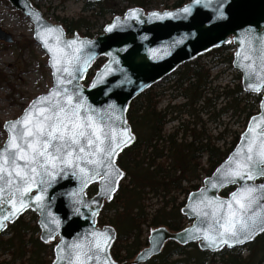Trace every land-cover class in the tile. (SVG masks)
I'll return each mask as SVG.
<instances>
[{"label":"water","instance_id":"1","mask_svg":"<svg viewBox=\"0 0 264 264\" xmlns=\"http://www.w3.org/2000/svg\"><path fill=\"white\" fill-rule=\"evenodd\" d=\"M7 1L32 22V38L47 55L52 83L46 92L33 97L18 117L3 123L6 138L0 151L12 135L6 125L20 120L30 107H38L33 105L34 101L48 97L53 91L62 92L64 88L73 95L74 103L83 104L80 115L93 116L106 132H114L120 147L110 160L105 158L101 166L87 160L78 162L79 167L88 170L93 177L91 180L82 181L78 167L58 163L54 178L43 177L46 182L40 183L41 177L37 176L31 190L23 193L16 192L14 186L9 187L5 176L0 180V187L4 189L0 193V220L4 225L0 227V234L8 224L30 210L37 216L39 239L43 243L56 240L51 264H79V261H84V264H143L158 255L168 241L182 246L196 242L200 250L213 253L222 248L245 246L262 232L264 188L261 186H264V175L259 174L255 167L251 180L246 176L243 179L230 177L227 172L236 167L237 160L248 154L250 141L259 144L264 140V0H190L177 8L149 11L130 7L105 24L102 33L91 38L77 32L67 35L61 24L46 20L30 0ZM110 27L112 30L108 31ZM12 40L11 34L0 28V41ZM73 41L75 43H71ZM228 43L234 47L232 66L241 75L243 91L261 94L259 111L250 116L225 159L203 178L198 189L188 193L180 211L191 221L190 224L179 231L165 227L151 229L147 246L133 259L115 261L110 255V247L116 231L111 225L98 226L96 218L103 204L112 200L123 176L116 157L135 137L126 119L129 102L181 63ZM101 56L105 61L84 84L92 63ZM64 67L68 72L63 71ZM257 88L258 91L255 90ZM18 163L24 164L23 161ZM13 179L15 181V177ZM91 185L96 186V192L89 196L86 188ZM228 187L233 189L222 196L221 190ZM246 187L255 188L258 198L246 213L257 224L252 239L243 243L229 241L231 246L211 244L204 234L211 230L210 234L215 235L218 225L212 213L216 205L225 202V208L219 211L226 213L232 194ZM37 196H42V200L37 201ZM21 200L23 209L11 215L15 208L20 207ZM5 216L9 218L3 220ZM98 241L101 242L100 251L95 247ZM77 245L79 249L75 247ZM83 254L91 259H85Z\"/></svg>","mask_w":264,"mask_h":264},{"label":"trees","instance_id":"2","mask_svg":"<svg viewBox=\"0 0 264 264\" xmlns=\"http://www.w3.org/2000/svg\"><path fill=\"white\" fill-rule=\"evenodd\" d=\"M82 1L80 16L58 18L66 34L78 32L82 36L93 37L102 32L108 21L101 24L99 21L108 14L121 15L127 8L134 6L146 11L176 8L189 0H175L171 4L166 0ZM84 13L88 14L83 15ZM232 50V44H226L207 54L231 66ZM201 57L202 55L180 64L163 78L175 79L176 87L185 99L177 107H184L185 112H174L177 107L170 105L162 110L158 109L154 88L159 82L141 92L128 104L126 119L135 137L116 157L123 176L112 200L103 204L96 219L97 225H111L116 231L110 255L117 262L133 259L147 245V238L143 236L144 228L148 232L158 227H165L170 231H179L185 227L189 220L180 211L185 202V199H179L180 196L197 189L201 179L213 172L238 141L239 135H234L230 146L223 149L214 142V139H221L223 132L212 137L203 126L195 128L197 122L191 123L194 126L189 127V122L185 120L178 122L172 131L164 132L167 121L180 117L177 113L192 117L195 114L192 111L199 102L202 104L201 108L211 105V99L205 97L209 89V71L200 62ZM104 61V57H98L93 62L84 80L85 84ZM236 77L240 79V74L237 73ZM221 88L212 99L216 101L223 97L226 101L211 116L215 119L229 111L233 115L238 113L244 115L246 125L249 117L258 111L261 95L244 92L240 82L232 89L227 85ZM230 189L232 187L223 189L221 194L226 195ZM95 192V185L86 188L89 196ZM26 213L30 214L28 218L24 214L19 216L0 234V256H8L0 258V264H51L55 241L43 243L39 239L37 216L30 210ZM263 234L264 231L251 243L257 242L258 237ZM262 240L263 244L260 246L251 248L247 245V257L231 256L233 262L260 264L264 260V254L261 255L264 251V237ZM222 251L232 253L231 250ZM206 253L199 250L196 243L182 246L168 241L161 253L145 264H204L207 261ZM228 257H223L221 261L230 264Z\"/></svg>","mask_w":264,"mask_h":264},{"label":"snow or ice","instance_id":"3","mask_svg":"<svg viewBox=\"0 0 264 264\" xmlns=\"http://www.w3.org/2000/svg\"><path fill=\"white\" fill-rule=\"evenodd\" d=\"M185 11L188 10L185 9ZM111 30L110 27L108 31ZM63 71L68 72V68L64 67ZM60 83L63 82L60 81ZM255 90L258 91L259 88ZM45 104L47 106H44ZM33 105L38 107H30L20 120L6 125L12 135L6 147L0 151V180H4L7 176V184L9 187L14 186L16 192L30 191L32 184L36 183L37 176L41 177L40 183L46 182L43 177L54 178L58 163L78 167L82 181L91 180L93 177L89 175L88 170L79 167L78 162L87 160L90 164L101 166L104 159L110 160L115 155L116 149L120 147V144L116 143L114 132H106L93 116L80 115L83 104L74 103L73 95L67 88H64L62 92L53 91L48 97H41L34 101ZM249 131L251 132L252 129L250 128ZM107 141L110 142L106 143ZM90 157H99V159H89ZM18 161H23V166ZM235 163L236 167L230 169L227 176L241 179L246 176L251 180L254 178L252 174L254 167L259 174L264 175V140H261L259 144L250 141L248 154ZM113 171L116 170L113 169ZM261 187L264 188V186ZM3 190L0 187V193ZM255 193L256 189L251 187H246L239 193H233V199L227 202L226 213L219 211L225 208V202H219L212 213L215 224L218 225L215 235H211L209 230L205 232L204 238L213 245L229 244V241L243 243L245 240L252 239L257 224L255 219L247 216L246 213L257 202ZM36 199L40 201L42 196H37ZM23 207L21 200L20 207L15 208L11 215H15ZM8 218L5 216L3 220ZM3 226V221L0 220V227ZM260 230L264 231V226H261ZM75 247L79 249L80 246ZM95 247L97 251H100L101 242L98 241ZM83 255L85 259H91L87 254ZM79 264H84V261H79Z\"/></svg>","mask_w":264,"mask_h":264},{"label":"rangeland","instance_id":"4","mask_svg":"<svg viewBox=\"0 0 264 264\" xmlns=\"http://www.w3.org/2000/svg\"><path fill=\"white\" fill-rule=\"evenodd\" d=\"M162 1V0H161ZM169 4L175 0H166ZM40 9L46 20L54 24H61L58 18H76L82 14V0H31ZM161 9V8H160ZM88 13H84L83 15ZM114 15L108 14L105 19L99 23L110 20ZM0 28L10 33L12 42L0 41V146L3 144L6 133L3 130V123L6 120L18 117L30 100L48 90L51 86L50 69L47 66V55L32 38L33 24L23 13L14 8L7 0H0ZM200 62L204 69L209 71V89L205 97L211 99V105L201 108L199 102L192 111L193 116L180 115L176 120H169L164 126V132L172 131L173 127L181 120L189 122V127H204L207 133L214 137L217 133L223 132L220 140H215L216 145L223 149L230 146L234 135L242 132L245 126V117L238 113L227 112L218 118L211 116L212 112L218 111L224 106L226 99L219 97L213 101L216 92L222 90L221 87L227 85L229 89L235 87L240 82L236 77L238 71L228 63H223L211 54H204ZM157 94L158 109L162 110L165 106H179L185 99L181 96V91L176 87L175 79L161 80L154 88ZM209 101V102H210ZM177 110V111H176ZM183 110V111H180ZM174 112H185L184 107H177ZM191 124V125H190ZM204 158L202 162H204ZM182 196H180V199ZM154 200L151 201L153 203ZM30 214H24L28 218ZM144 236L146 230L144 228ZM264 234L258 237L257 242L249 244V247L260 246L263 243ZM249 248L239 247L231 250L232 253L218 251L215 253L207 252L205 254L204 264L218 262L225 256H229L230 264H235L231 256L239 255L245 258L248 255ZM264 254L261 253V255ZM0 258H8L7 255H1ZM234 258V257H233ZM264 264V260L260 263Z\"/></svg>","mask_w":264,"mask_h":264}]
</instances>
